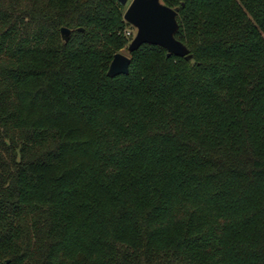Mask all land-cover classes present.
Segmentation results:
<instances>
[{
  "label": "trees",
  "instance_id": "trees-1",
  "mask_svg": "<svg viewBox=\"0 0 264 264\" xmlns=\"http://www.w3.org/2000/svg\"><path fill=\"white\" fill-rule=\"evenodd\" d=\"M161 2L0 0V264H264V0Z\"/></svg>",
  "mask_w": 264,
  "mask_h": 264
},
{
  "label": "water",
  "instance_id": "water-1",
  "mask_svg": "<svg viewBox=\"0 0 264 264\" xmlns=\"http://www.w3.org/2000/svg\"><path fill=\"white\" fill-rule=\"evenodd\" d=\"M126 5L129 0H116ZM178 8H171L160 0H131L124 12V20L136 28V33L127 47V52L138 50L143 44L158 45L167 51V56L176 55L191 59L188 49L175 38L178 29ZM60 33L66 39L70 30L62 27ZM131 57L115 53L109 64L107 76L113 77L129 71Z\"/></svg>",
  "mask_w": 264,
  "mask_h": 264
},
{
  "label": "rangeland",
  "instance_id": "rangeland-1",
  "mask_svg": "<svg viewBox=\"0 0 264 264\" xmlns=\"http://www.w3.org/2000/svg\"><path fill=\"white\" fill-rule=\"evenodd\" d=\"M131 0L128 1V3L126 5H124V12L128 6V4L130 3ZM161 1V0H160ZM164 4V3H163ZM129 24V23H128ZM136 33V28L134 26H132L131 24H129V26L127 27L126 31H125V37L126 39H128V42L126 43V45L121 49L120 52L118 53H122L125 54L127 56H130V53L127 52V47L129 45V43L131 42L132 38L134 37ZM130 39V40H129ZM131 57V56H130Z\"/></svg>",
  "mask_w": 264,
  "mask_h": 264
}]
</instances>
